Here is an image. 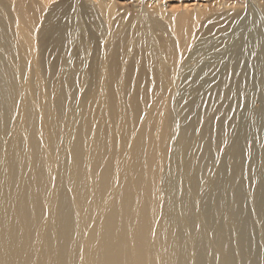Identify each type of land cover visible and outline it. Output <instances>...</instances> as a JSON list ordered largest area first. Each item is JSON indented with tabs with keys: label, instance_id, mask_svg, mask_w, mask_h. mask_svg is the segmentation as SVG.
Listing matches in <instances>:
<instances>
[{
	"label": "bare ground",
	"instance_id": "1",
	"mask_svg": "<svg viewBox=\"0 0 264 264\" xmlns=\"http://www.w3.org/2000/svg\"><path fill=\"white\" fill-rule=\"evenodd\" d=\"M49 1H0V264H254L240 221L248 200V228L264 225L241 159L250 133L241 129L223 150V115H202L196 131L189 121L175 129L171 89L196 20L170 24L175 45L163 41L168 32L155 17L141 15L145 23L127 38L112 24L110 40L119 45L94 60L89 90L77 96L83 57L71 51L82 42L83 15L67 14L86 12L85 4L45 13ZM98 6L112 16L113 7ZM40 40L49 47L39 49ZM48 48L56 54L50 63ZM131 52L139 71L134 61L117 63ZM259 68L264 76V62ZM227 101L217 114L230 110ZM210 126L217 132L205 141ZM174 137L180 146L172 153ZM223 151L234 160L228 181L216 168ZM263 162L257 174L264 181ZM260 243L264 251V233Z\"/></svg>",
	"mask_w": 264,
	"mask_h": 264
},
{
	"label": "rangeland",
	"instance_id": "2",
	"mask_svg": "<svg viewBox=\"0 0 264 264\" xmlns=\"http://www.w3.org/2000/svg\"><path fill=\"white\" fill-rule=\"evenodd\" d=\"M71 1L73 0H50L46 6L45 13L50 12L51 7L54 5L69 7ZM82 1L85 4L86 12L80 9L74 10L73 8L67 14L69 19L74 14L79 17L83 15L79 19L84 21H80L84 29L81 32L82 42L80 41V44L74 42L71 51L73 56V52H75L76 55L79 54V57H83L81 59L83 70L79 72V76H76V80L81 86V88L77 87L76 94L79 93L77 96L86 95L89 90L86 76L90 67L94 64V60H97L98 57L100 58L104 50L112 49L119 45L114 42L116 40H110L109 28L112 29V24L115 29L119 28L118 31H121V35L124 34L125 37H128L134 35L136 29L145 23V18L140 16L149 15L155 17L162 29L168 32V36L165 35L163 41L166 44L175 45L177 42L175 35L170 31V24H177L178 19L183 17L188 20H196L195 26L192 28V38L180 52L177 62L178 76H176L175 85L173 84L171 89L173 90L171 111L175 124H177L176 132H180L184 128L183 126L189 122H191L193 130L196 131L195 124L200 118L199 123L202 122L204 119L202 115L204 114L207 117L211 115L214 117L215 115V121L219 120L223 115L226 118V124L218 128V132L222 131L221 133L225 134V137L226 135L228 136L224 140L225 144H221V148L224 150L227 146L230 147V140L233 136H237L241 129H246L250 133L251 139L247 146H240L241 159L250 166L251 179L248 185L257 192V199L253 207L264 208V181L257 174V166L259 167L262 164L261 162L264 161V76L261 75L259 68L260 64L264 62V0ZM98 4L113 7L112 16L107 17ZM76 7L79 6L77 5ZM77 11L79 12L77 13ZM1 12L2 6L0 4ZM131 21H133V25L130 24ZM86 22L87 25H85ZM122 42L123 40L120 42L121 45L126 47V42H123L124 44ZM42 43L40 40L39 49H44L45 45L49 47L47 44ZM121 45L120 47H122ZM102 47L103 50L101 49ZM49 51L46 54L48 63L56 59V54L53 53V55L51 50ZM133 53L131 52V55L129 54L124 58L118 56V62H116L123 64L124 67H127L126 64L131 67L130 63L133 64L134 61L132 70L139 71L140 69L135 65V58L137 60L139 58H137L138 55H133ZM128 57L131 58L129 59ZM0 62L1 71L6 60H1ZM30 70L29 68L27 69L29 74L32 73V70ZM56 72L54 71L55 74H57ZM55 74H53V79L57 78ZM240 76L242 77L240 78ZM239 78L241 82L239 89L236 90V86L232 85V83L237 82ZM0 81H3L1 76ZM218 82H222L220 83L222 84L221 93L216 91ZM199 98L205 99L204 103L199 107L200 111L198 109L192 110V112L188 111L191 103ZM225 99L228 100L226 105L230 107V110L227 111L226 107L225 111L222 110L223 114H217L219 103L222 104ZM192 113L194 114L191 115ZM232 121H236V123H232ZM211 127V132L208 129L204 136L205 141L209 137L212 138L217 132L215 126L212 127L213 129ZM179 146V140L174 137L171 152L177 151ZM214 152L213 155H216L217 153ZM223 153L224 151L218 153V158H216L218 166L216 168L220 167L223 180L228 181V169L234 163V160ZM204 179L206 180V178L201 179V184L205 181ZM175 186L176 183L174 182L172 184L173 191H175ZM226 200L229 202H226ZM226 200L222 204L224 209L231 207V201L228 198ZM224 202L226 203L224 204ZM243 207L244 210L240 221L246 235V248L251 254L254 264H264V251L260 243L261 235L264 233V225L249 229L252 205L248 200H244ZM206 208L207 206L205 208L203 206L202 210L205 211ZM186 225V228H188L189 225L187 223ZM190 250L193 251L194 248L190 247Z\"/></svg>",
	"mask_w": 264,
	"mask_h": 264
}]
</instances>
